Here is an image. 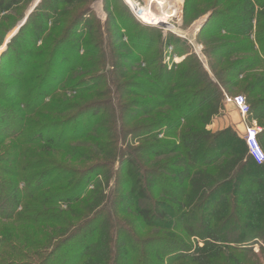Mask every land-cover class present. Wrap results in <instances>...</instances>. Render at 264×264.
<instances>
[{"label": "trees", "instance_id": "obj_1", "mask_svg": "<svg viewBox=\"0 0 264 264\" xmlns=\"http://www.w3.org/2000/svg\"><path fill=\"white\" fill-rule=\"evenodd\" d=\"M239 1L242 0H213L207 26L211 24V20L217 37H244L247 48L227 42L211 54L218 56L221 53L247 51L257 56V60L262 63L264 20L260 16L264 9V0H244L242 6ZM74 2L80 3L78 0H41L0 56V164L6 165L0 168V220L19 218L22 213H16L17 207L28 199L32 192L36 195L43 188H47L44 181L49 176L30 171L44 167L38 166L41 160L44 165H55L56 161L49 158V153L43 151L44 154L38 156L36 151L40 148L48 151L52 147L60 149L61 145L74 141L73 137L79 132L70 131L69 128V125L79 121V118L73 116L74 114H62L74 108L73 101L62 97L63 92L68 89L87 93L100 79V76L96 75H91L88 79L77 75L80 70L91 67L86 63L82 64L79 54L81 45L88 46L93 42L91 38L81 42L83 29L91 28V37L99 28L95 32L94 26L85 20L89 17L87 9L76 8L68 12L60 10V7ZM17 3L15 0H0V13L9 12ZM256 8L260 10L257 14ZM238 10L243 16H235ZM5 19L8 17L0 21V32L4 30ZM253 28L256 32L253 40H250ZM39 43L41 45H38ZM253 65L252 61L237 59L230 71H247L252 69ZM230 71L225 73L226 80L223 82L220 75L212 71L217 80L214 83L206 72L196 66L192 73L187 75L186 81L187 89L198 88L196 91H187L186 86H183V91L174 94L169 90L170 87L166 88L164 92L167 93L168 104H175L177 99L181 98L178 106L173 107L174 115L177 118L186 116L183 114V106L186 103H199L202 98L204 103L207 101L205 107H208V104L222 99V88L239 87V72L233 74L234 72ZM149 75L153 81L149 86L151 92L155 87H159L157 85L162 83L163 77L172 78L171 73H164V69L157 70L155 75L150 72ZM59 88L62 89V95L56 94ZM177 88L182 89L180 86ZM254 91H264V79L263 84H258L256 80L245 83L246 94ZM249 95L248 99L251 98L252 104L249 105L245 96L246 102L250 115L252 111L263 127L257 140L264 148V98L254 99ZM109 104L110 102L98 105L90 103L87 104V109H100V113L106 107L109 111ZM152 105V101H149L147 104L142 103L140 108H150ZM127 108L123 107L124 114L128 113ZM83 109H86V106L78 110L82 112ZM188 109L185 108V111ZM168 113L162 114L161 118L154 119L152 123L158 128L164 126V123L170 124L173 119ZM207 115H211L210 108ZM198 120L199 118L196 119ZM205 124L199 120L196 125L192 124L193 127L190 126L188 131L180 134L178 145L168 144L177 152L184 151V169L161 166L157 168L161 169L159 172L146 170L140 164L138 181H134L139 187L136 188L134 198L132 195L130 201L122 196L117 197L114 203L112 202L113 205L111 204L115 207L120 205L121 211L128 209L125 214L128 224L122 226L120 221L108 218L105 231L100 235L97 222L105 211L107 214V210L102 208L95 214L96 218L77 225L71 239L78 238L85 227L93 228L94 232L91 243L86 240L89 246L84 249L91 256H85L82 262L77 264H264V163L256 164L249 156L243 139L240 140L230 130L209 135L203 129ZM70 134L73 137L69 138ZM5 143L7 144L3 146ZM38 145L45 147L37 148ZM153 145L156 148L163 146L158 142ZM65 150L74 159L80 156L78 147L67 146ZM31 156L32 159H37L34 160L35 165L26 160ZM172 163L174 165V159ZM209 166H228L229 170L212 187L209 186L210 191H206L205 187L192 190L197 176L206 177L207 174H201V171ZM105 168L106 164L103 163L80 170L64 168V171L72 174L69 177H72V180L63 181L67 189L62 187L49 196H40V199H50L53 203L73 199L77 192L91 183L95 173ZM58 169L62 170V167ZM163 173H168V177ZM39 180L43 181L42 186L38 184ZM115 186L114 183L113 188ZM231 186H235L240 194L232 195ZM153 190L157 191L155 196L150 193H153ZM222 196L227 197L221 201ZM215 201H220V204L214 205ZM149 209H152L151 212H148ZM28 217L21 220L34 224L37 220L41 221L39 217L45 219L46 215L36 213L31 218ZM135 224H141L142 227L137 228ZM145 229L146 235L143 232ZM191 237L203 242V246L193 252L189 244ZM254 240L262 242L259 254L224 245ZM249 260L254 261L248 262Z\"/></svg>", "mask_w": 264, "mask_h": 264}, {"label": "rangeland", "instance_id": "obj_2", "mask_svg": "<svg viewBox=\"0 0 264 264\" xmlns=\"http://www.w3.org/2000/svg\"><path fill=\"white\" fill-rule=\"evenodd\" d=\"M40 1L15 0L18 3L13 9L6 13H0V21L6 17L9 19V21L5 19L4 30L0 32V56L6 50L7 43L15 36ZM78 1L80 3L64 5L60 7V10L68 12L76 8L87 9L89 17L87 16L85 20L94 26L95 32L97 28L99 31L90 37L91 28L83 29L81 42L83 43L85 39L89 38L93 42L88 46L81 45L79 54L82 57V64L86 63L91 67L80 70V74L77 75L86 79L91 75H96L100 76V79L95 86L90 87L87 93L67 89L63 92V96L62 89L57 90L56 94H61L63 98L73 101L74 108L62 114L63 116L74 114L73 116L79 118V121L69 125L70 131L78 130L79 132L74 137L71 134L68 135L69 138L73 137L75 140L61 145L60 149L52 147L48 151L45 148H40L45 145L37 146L40 149L35 154L41 156L44 152L49 153L51 155L49 158L54 159L56 164L44 165L45 163L41 160L38 166L44 167L33 169L30 173L47 174L49 177L44 181L46 184L44 186L47 188H43L36 195L32 192L30 197L17 207L16 213H22L23 216L10 221L0 220V241L2 243L0 264H77L82 262L85 256H91L84 249L89 246L88 243H91L94 232L93 228L85 227L78 238L71 239L77 225L83 221L87 222L93 217L96 218L95 214L102 208L107 210V214L105 211L97 222L100 235L105 231V223L108 218L120 221L122 226L128 224L125 215L128 209L121 211L120 205L117 207L112 205L117 197L121 198L122 196V198L130 200L133 195L134 198L136 188L139 187L134 183L138 181L139 174L137 172L141 170L140 164L144 169L153 171L159 170L157 168L161 166L184 169V165L182 166L184 151L177 152L174 147L168 144L178 145L180 134L188 131L190 126L196 125L199 120L206 123L203 129L209 135L228 129L240 140L243 139L241 118L231 105L225 103L224 94L229 97L246 96L249 105L252 104L251 98L248 99L249 94L254 99L264 98V91L256 92V90L249 94L244 92L246 82L256 80L258 84H263V59L260 63L257 56L247 51L231 54L226 51L227 53H221L218 56L211 54L227 42V44L235 43L247 48L244 37L235 38L226 35L217 37L211 20H209L211 24L207 26L208 18L211 15L209 9L213 0H176L175 10L169 12L168 16L162 12V5L159 1L150 0V3L144 0ZM239 2L242 6L245 1ZM259 11V8H256V14ZM261 13L260 17L264 20V9ZM235 14L236 17L243 16L239 10ZM163 19H166V23L163 22ZM255 32L256 30L253 28L250 40H253ZM10 34L13 36L6 43ZM255 49L257 50V48ZM237 59L252 61L253 68L247 71L237 70L233 73L230 70ZM196 66L200 67L202 72H206L208 78L214 83L217 80L212 71L220 75L221 82L226 80L225 73L230 71L236 74L239 72L237 82L241 83H239V87L222 88V99L217 100L216 103L208 104V107H205L207 101L204 103L202 98L199 99V103L192 102L190 105L186 103L183 106V114L186 116L177 118L174 115L173 107L174 105L178 106L181 98H178L175 104H168L167 93L164 90L170 87L169 90L171 89L174 94L183 91V86L187 84V75L192 73ZM160 69H164V73H171L172 78L163 77L162 83L157 85L159 87H155L151 92L149 86L153 84V81L149 74L151 72L155 75ZM143 86L144 88H142ZM178 86L183 88L178 89ZM190 88L188 87L187 91L198 89ZM149 101H152V107L140 108L142 103L147 104ZM103 102H107V104L110 102L111 109L109 111L106 107L100 113H98L100 109L98 111H94L92 107L87 109V104L98 105ZM83 106H86V109L79 112L78 109ZM124 106L128 107V113L124 114ZM184 107L189 109L185 111ZM209 108L211 109L210 117L207 115ZM167 113L171 114V119H173L172 122H169L170 124L164 123V126L161 125L162 127L158 128L152 123L154 119L161 118L162 114ZM197 118H199L198 121H196ZM248 120L256 122L261 130L259 134H261L263 127L260 121L254 117L252 111ZM155 142L163 146L156 148L153 145ZM258 143L264 150L261 143L259 141ZM67 146L78 147L80 156L74 159L66 152ZM32 158L31 156L26 160L35 165L36 161L34 160L37 159ZM43 158L48 159V157ZM96 163L106 164V168L95 173L91 183L77 192L75 198L80 195L77 200L75 198L64 199L53 203L50 199H40L42 195L49 196L62 187H67L65 182L72 180V177L69 178L72 174L64 171V168L80 170ZM5 166L0 164V168ZM60 167L62 170L58 169ZM228 170V166L225 168H215L214 166L204 168L201 174H207L206 177L196 175L192 190L205 187L206 191H210V187ZM163 175L168 177V173H163ZM64 180L66 181L63 183ZM39 183L41 186L44 184L41 180L38 181ZM114 183L115 188H113ZM156 192V190H153V193L150 191L154 196ZM230 193L232 195L240 194L235 186H231ZM37 197L39 198L37 199ZM226 197L222 196L221 201ZM217 204H220V201H215L214 205ZM150 210L152 209H149L148 212H151ZM36 213H43L46 218L39 217L41 221L37 220L34 224H27L21 220L27 216L31 218ZM135 226L142 227L141 224H135ZM94 228L96 230V227ZM143 232L146 235V229ZM189 244L192 252L203 246V242L195 237L189 239ZM224 245L240 247L259 254V246L262 245V242L254 240ZM253 261L249 260L248 262Z\"/></svg>", "mask_w": 264, "mask_h": 264}, {"label": "built area", "instance_id": "obj_3", "mask_svg": "<svg viewBox=\"0 0 264 264\" xmlns=\"http://www.w3.org/2000/svg\"><path fill=\"white\" fill-rule=\"evenodd\" d=\"M225 103L231 105L241 118L243 125V141L245 142L249 156L253 161L260 165L264 163V151L260 147L257 136L260 133V128L255 121L248 120L250 116L249 106L246 102V98L242 95L229 97L224 94Z\"/></svg>", "mask_w": 264, "mask_h": 264}, {"label": "bare ground", "instance_id": "obj_4", "mask_svg": "<svg viewBox=\"0 0 264 264\" xmlns=\"http://www.w3.org/2000/svg\"><path fill=\"white\" fill-rule=\"evenodd\" d=\"M144 1H146V2H148V3H150V0H144ZM152 1H159L160 3H161V5H162V7H161V10H163L162 12H164V13H166V15L168 16L169 15V12H172L173 10H175L174 9V7H175V5L177 4V1L176 0H152ZM152 3V2H151ZM147 6V5H146ZM134 8V7H133ZM152 9V8H151ZM150 9V10H151ZM160 9V8H159ZM139 11H141V10H139ZM160 11V10H159ZM153 12V11H152ZM160 16H161V14H160ZM151 18V17H150ZM154 18V17H153ZM164 18V17H163ZM145 19H147V18H145ZM155 19H157V18H155ZM162 19V18H161ZM158 21V20H157ZM166 21V19L164 20L163 19V22H165ZM166 23V22H165ZM166 26V25H165ZM17 29V28H16ZM14 34V33H13ZM13 34H10L8 37H7V39H6V43L8 42V40L13 36ZM4 44V43H3ZM1 50V49H0Z\"/></svg>", "mask_w": 264, "mask_h": 264}, {"label": "crops", "instance_id": "obj_5", "mask_svg": "<svg viewBox=\"0 0 264 264\" xmlns=\"http://www.w3.org/2000/svg\"><path fill=\"white\" fill-rule=\"evenodd\" d=\"M241 125V124H240ZM243 129V127L241 126V130Z\"/></svg>", "mask_w": 264, "mask_h": 264}]
</instances>
